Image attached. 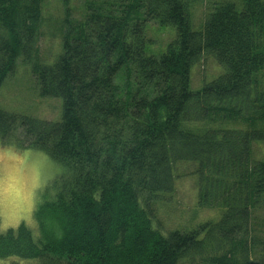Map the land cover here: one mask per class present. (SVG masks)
<instances>
[{
    "label": "trees",
    "instance_id": "trees-1",
    "mask_svg": "<svg viewBox=\"0 0 264 264\" xmlns=\"http://www.w3.org/2000/svg\"><path fill=\"white\" fill-rule=\"evenodd\" d=\"M45 1L0 0V87L22 58L40 96L63 100L62 117L0 109V139L44 152L63 172L34 212L37 232L0 230V259L264 264V161L252 157L264 143V0H239L241 9L221 1L199 31V0H83L82 19L61 0L63 53L51 66L39 59ZM152 23L176 30L160 56L146 52ZM204 56L225 72L193 91ZM187 162L199 165L201 207L223 217L164 235L155 205L170 199Z\"/></svg>",
    "mask_w": 264,
    "mask_h": 264
},
{
    "label": "rangeland",
    "instance_id": "rangeland-1",
    "mask_svg": "<svg viewBox=\"0 0 264 264\" xmlns=\"http://www.w3.org/2000/svg\"><path fill=\"white\" fill-rule=\"evenodd\" d=\"M221 1L237 3L241 9L239 0H199L192 10V29L201 30L213 5ZM73 7L75 17L82 19L83 0H72L70 8ZM64 10L61 0L45 1L44 21L38 43L40 63L44 66L53 65L63 53L62 31L65 25L61 24L66 18ZM146 36L149 39L147 54L160 56L165 52L167 45L175 40L176 30L172 26L152 23L147 28ZM22 61V58L18 59L15 71L0 87V109L18 116L59 122L63 100L41 97L38 80L32 72V64ZM224 72V67L213 56H204L191 70V89L200 90ZM6 144L0 139V230L5 232L24 223L37 232L34 212L39 202L44 201L50 193H55L51 184L60 177L62 167L42 151L21 149L16 143H11V146ZM252 157L256 161H264V143H253ZM198 169L196 162L178 164L175 169L174 193L167 195L170 199L165 201L164 205L156 203L157 219L162 223L161 232L164 235L174 230L193 231L208 223H217L223 217L224 210L221 208L201 207V174ZM257 216L259 224H264V209L260 210ZM14 262L36 263L16 257L0 259V264ZM180 264L192 263L184 260Z\"/></svg>",
    "mask_w": 264,
    "mask_h": 264
}]
</instances>
